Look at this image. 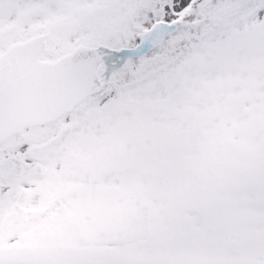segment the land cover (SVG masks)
Here are the masks:
<instances>
[{"label": "snow or ice", "instance_id": "snow-or-ice-1", "mask_svg": "<svg viewBox=\"0 0 264 264\" xmlns=\"http://www.w3.org/2000/svg\"><path fill=\"white\" fill-rule=\"evenodd\" d=\"M0 264H264V0H0Z\"/></svg>", "mask_w": 264, "mask_h": 264}]
</instances>
